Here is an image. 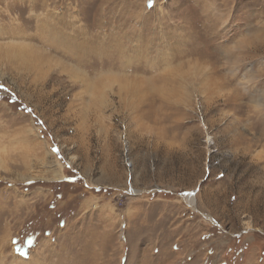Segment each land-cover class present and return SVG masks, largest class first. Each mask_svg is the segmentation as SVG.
Instances as JSON below:
<instances>
[{
  "label": "rangeland",
  "instance_id": "rangeland-1",
  "mask_svg": "<svg viewBox=\"0 0 264 264\" xmlns=\"http://www.w3.org/2000/svg\"><path fill=\"white\" fill-rule=\"evenodd\" d=\"M23 260L264 264V0H0V264Z\"/></svg>",
  "mask_w": 264,
  "mask_h": 264
},
{
  "label": "bare ground",
  "instance_id": "bare-ground-1",
  "mask_svg": "<svg viewBox=\"0 0 264 264\" xmlns=\"http://www.w3.org/2000/svg\"><path fill=\"white\" fill-rule=\"evenodd\" d=\"M43 25L46 26L45 23H43ZM43 27H44V26H43ZM18 28H19V27H18ZM78 28H79V27H78ZM15 30H16V29H15ZM15 30H14V32H15ZM19 31H20V30H19ZM77 31H78V30H77ZM77 31H76V32H77ZM20 32H21V31H20ZM37 32H38V31H37ZM16 33H17V32H16ZM62 33H63V32H62ZM74 33H75V32H74ZM82 33H83V32H82ZM67 34H68V33H67ZM85 34H86V33H85ZM23 35H24V34H23ZM23 35H22V36H23ZM25 35H26V34H25ZM64 35H65V34H64ZM52 36H53V35H52ZM69 36H70V35H68V36H66V37H69ZM73 36H74V35H73ZM84 36H85V35H84ZM92 36H93V35H92ZM94 36H95V35H94ZM66 37H65V38H66ZM71 37H72V35H71ZM77 37H78V36H77ZM28 38H29V37H28ZM57 38H58V37H57ZM65 38H64V39H65ZM80 38H81V37H80ZM60 39H61V38H60ZM67 39H68V38H67ZM92 39H93V38H92ZM91 41H92V40H91ZM94 41H95V40H94ZM83 44H84V43H83ZM85 44H86V43H85ZM57 45H58V43H57ZM61 45H62V44H61ZM71 45H72V44H71ZM53 46H54V45H53ZM63 46H64V45H63ZM66 46H68V45L66 44ZM73 46H74V45H73ZM92 46H93V45H92ZM58 47H59V46H58ZM54 48H55V47H54ZM64 48H65V47H64ZM96 48H97V47H96ZM66 49H67V48H66ZM68 49H70V48H68ZM86 49H87V48H86ZM88 49H89V48H88ZM88 49H87V50H88ZM91 49H92V48H91ZM93 49H94V48H93ZM73 50H74V49H73ZM66 51H67V50H66ZM77 51H78V49H77ZM88 51H90V49H89ZM92 51H93V50H92ZM68 52H70V50H69ZM83 52H84V51H83ZM107 52H108V51H107ZM107 52H106V53H107ZM71 53H72V52H71ZM74 53H75V52H73L72 54H74ZM79 53H80V51H79ZM79 53H78V54H79ZM90 53H91V52H90ZM82 54H83V53H82ZM87 55H88V54H87ZM90 55H91V54H90ZM90 55H89V56H90ZM77 56H78V55H77ZM77 56H76V57H77ZM84 57H85V56H84ZM87 57H88V56H87ZM93 57H94V56H93ZM78 58H79V57H78ZM81 58H82V57H81ZM85 58H86V57H85ZM96 59H97V58H96ZM81 60H82V59H81ZM84 61H85V60H84ZM108 61H109V60H108ZM78 62H79V61H78ZM90 63H91V62H90ZM103 64H104V63H103ZM186 200L189 201V203H190L191 206H193V207L195 206V197H194V193H189L188 196H187V199H186ZM18 258H19V257H18ZM20 258H21V257H20ZM31 260H32V259H31ZM22 263L27 264L26 261H24V260L21 261V264H22Z\"/></svg>",
  "mask_w": 264,
  "mask_h": 264
}]
</instances>
